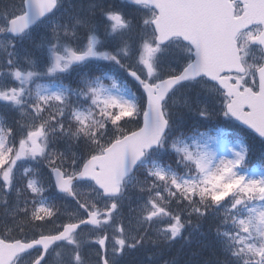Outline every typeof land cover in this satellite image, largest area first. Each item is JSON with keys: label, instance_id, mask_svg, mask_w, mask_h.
<instances>
[{"label": "snow or ice", "instance_id": "obj_1", "mask_svg": "<svg viewBox=\"0 0 264 264\" xmlns=\"http://www.w3.org/2000/svg\"><path fill=\"white\" fill-rule=\"evenodd\" d=\"M133 252L264 264V0H0V264Z\"/></svg>", "mask_w": 264, "mask_h": 264}, {"label": "bare ground", "instance_id": "obj_2", "mask_svg": "<svg viewBox=\"0 0 264 264\" xmlns=\"http://www.w3.org/2000/svg\"><path fill=\"white\" fill-rule=\"evenodd\" d=\"M143 252H133L125 258V264H138L139 261L144 259Z\"/></svg>", "mask_w": 264, "mask_h": 264}, {"label": "trees", "instance_id": "obj_3", "mask_svg": "<svg viewBox=\"0 0 264 264\" xmlns=\"http://www.w3.org/2000/svg\"><path fill=\"white\" fill-rule=\"evenodd\" d=\"M206 127L207 126H205V128H201V130H205L206 129ZM230 131V130H229ZM253 162L255 163V156H254V160H253ZM208 228V225L206 224L205 225V229H207ZM187 251V250H186ZM173 254H174V250H173ZM186 258V257H185Z\"/></svg>", "mask_w": 264, "mask_h": 264}]
</instances>
